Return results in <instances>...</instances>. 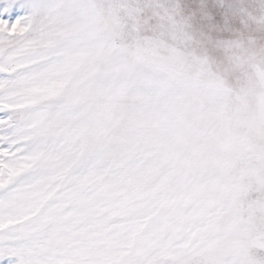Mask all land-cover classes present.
Segmentation results:
<instances>
[{
  "label": "snow or ice",
  "instance_id": "snow-or-ice-1",
  "mask_svg": "<svg viewBox=\"0 0 264 264\" xmlns=\"http://www.w3.org/2000/svg\"><path fill=\"white\" fill-rule=\"evenodd\" d=\"M0 264H264V0H0Z\"/></svg>",
  "mask_w": 264,
  "mask_h": 264
}]
</instances>
